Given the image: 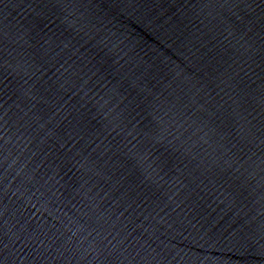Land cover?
Masks as SVG:
<instances>
[{
  "label": "water",
  "instance_id": "1",
  "mask_svg": "<svg viewBox=\"0 0 264 264\" xmlns=\"http://www.w3.org/2000/svg\"><path fill=\"white\" fill-rule=\"evenodd\" d=\"M0 264H264V0H0Z\"/></svg>",
  "mask_w": 264,
  "mask_h": 264
}]
</instances>
